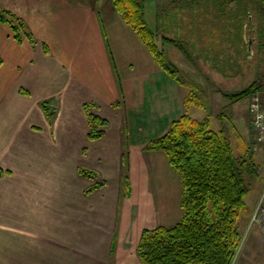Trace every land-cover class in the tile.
Here are the masks:
<instances>
[{"label": "crops", "instance_id": "0c3cea01", "mask_svg": "<svg viewBox=\"0 0 264 264\" xmlns=\"http://www.w3.org/2000/svg\"><path fill=\"white\" fill-rule=\"evenodd\" d=\"M164 1L170 5L157 10L156 33L171 30L167 22L177 0ZM101 7L98 0H0L6 18L24 24L17 42L11 27L0 23V264H142L137 243L159 212L155 208L151 214L143 205L151 191V171L141 170L138 161H161L162 154L144 150L151 141L134 144L137 126L127 112L140 113L137 107L146 106L139 103L141 95L149 92L147 121L156 130L158 117L183 112L178 106L184 101L185 107V100L177 94L185 87L155 66L120 16ZM185 29L178 35L192 42ZM162 47L171 48L169 60L181 76L199 78L202 73L180 49ZM42 105L55 112L52 121ZM85 106L108 123L98 140L87 137ZM238 140L242 153L251 151L257 168L247 179L245 209L238 219L240 238L248 234L238 264H247L252 256L264 257V236L255 226L248 230L264 193V147L255 144L250 127L248 136L238 134ZM126 156L131 194L120 218ZM94 186L97 190L88 192ZM161 200L160 205L167 204L168 197Z\"/></svg>", "mask_w": 264, "mask_h": 264}, {"label": "trees", "instance_id": "16d2710c", "mask_svg": "<svg viewBox=\"0 0 264 264\" xmlns=\"http://www.w3.org/2000/svg\"><path fill=\"white\" fill-rule=\"evenodd\" d=\"M109 3L158 67L178 85H186L177 69L158 48L156 35L146 26L143 1L109 0ZM172 9L175 12L168 17L167 24L173 32H166L170 38L163 37V43L176 46L189 60V54L196 59L202 58L204 64L213 65L216 71L218 60L222 57L225 62L219 61L220 70L224 74L230 70V61L224 48H231V0H218L212 4H176ZM0 23L8 24L14 39L20 42V28L24 26L21 20L6 18L0 10ZM185 28H189L192 42L178 35ZM217 31V42L220 36L218 48L216 43L210 42ZM171 33L177 35L176 38H171ZM210 44L215 48L207 51L205 48ZM110 57L117 74L111 54ZM261 88H264V83H254L230 99L243 100ZM190 101L191 98L186 101V111L170 124L166 133L145 148L146 152L161 153L169 167L180 175L181 218L171 228L159 226L151 231H142L136 248L142 264H232L241 243L238 219L245 209L244 200L248 193L246 178L256 175V165L252 154H248L250 150L236 156L230 141L211 130L208 119L199 121L192 118L189 115ZM42 107L47 118L52 121L50 111L45 105ZM85 113L88 139L94 141L102 138L104 132L101 129L107 127V121L90 113L88 106H85ZM82 173L89 178L95 177ZM125 186L126 196H129L130 184L127 179ZM97 188L94 186L88 192Z\"/></svg>", "mask_w": 264, "mask_h": 264}, {"label": "rangeland", "instance_id": "374dc122", "mask_svg": "<svg viewBox=\"0 0 264 264\" xmlns=\"http://www.w3.org/2000/svg\"><path fill=\"white\" fill-rule=\"evenodd\" d=\"M99 6L101 7V11H109L112 9L110 7V3L107 0H98ZM105 1V3H104ZM144 7V19L146 26L148 29L156 35V44L159 49L164 52L166 59L171 63L168 55V50L171 48L164 47L166 45L163 43L162 38L167 37L168 35L165 32L156 33V12L158 9H164V7H169V2L164 0H142ZM218 0H183V1H174L173 5L180 6L182 4H212L213 2ZM97 8L95 7V10ZM174 10V9H173ZM97 11V10H96ZM116 16L118 14H115ZM114 15V16H115ZM231 48L225 47L226 56H228V60L230 61V70H228L225 74L220 70L221 66L219 61H224L222 57L218 60V71L211 69L209 64H204L202 58L196 59V57L189 54L191 57L190 62L194 69H197L198 72L202 73L199 78H191L186 76L181 77L182 81L185 82L186 85H180L185 87V91L182 90L180 94H177L178 98L186 101L191 98L190 107H189V115L196 120H203L207 117L209 120L210 126L212 125L214 132L220 133L223 131L224 126L226 127V135L229 138L231 145L233 146L234 152L236 156L243 155L240 148V140H238V134H240L244 139L248 136L249 131V114H248V104L249 97H246L243 100H233L230 99L231 96H234L243 90H246L252 84H260L264 83V0H231ZM103 17V16H102ZM119 17V15L117 16ZM125 26V25H124ZM133 36V40H137L136 37L129 31ZM217 35H219L218 31L215 33L214 37L210 42L211 44H220V36L217 42ZM170 38V37H167ZM173 38V37H171ZM204 38V37H203ZM138 41V40H137ZM177 41V39H176ZM207 43L208 41L205 40ZM210 45L206 46L207 51L214 50L215 47ZM215 44V45H216ZM168 46H170L168 44ZM162 47V48H161ZM173 48V47H172ZM200 49V48H199ZM143 51L148 54V57L151 58V55L147 51V49L143 46ZM208 53V52H206ZM174 59V57H172ZM172 64V63H171ZM157 64L155 63V66ZM173 65V64H172ZM158 66V65H157ZM176 69L177 67L173 65ZM146 68V73H152L149 67ZM179 72V70L177 69ZM144 78L147 76H143ZM145 82V80H144ZM146 83V82H145ZM189 85L191 88H189ZM193 87V88H192ZM148 88V87H147ZM145 93L143 92L141 95V100L139 101L140 105L144 104L146 106L137 107L139 112L128 113L127 118L129 121H132L135 117L136 122V135L133 136L134 144L136 145H146L150 141L156 139L157 137L162 136L166 133L169 128V123L172 120H175L176 117H180L186 110L182 103L179 104V108L183 112H178L179 114H170L163 118V116L158 117V129L155 130L154 127H150L152 121H147V116L151 117L148 114L151 111L152 105L146 102H149V97H145ZM185 93V99H184ZM191 94V96H190ZM148 96V95H147ZM154 107H156V101L153 103ZM139 105V106H140ZM79 108V106H77ZM149 110V112H147ZM130 111H132L130 109ZM53 112V110H52ZM51 113V112H50ZM52 116L55 115L51 113ZM132 116V117H131ZM153 117V116H152ZM155 122V120L153 121ZM216 122V123H215ZM232 124L234 128L232 129ZM161 128V129H160ZM134 131V134H135ZM136 137V138H135ZM137 139V140H136ZM144 142H139L138 141ZM131 146V145H129ZM145 150V149H144ZM249 155L252 154L249 151ZM242 153V154H241ZM161 156V161L158 158L151 157V159H144L142 161H138V165L141 170L144 168L151 171L149 178V186L151 191L146 192L145 204L150 208L151 214L155 213V208L158 213L159 218H153L152 222H149L146 226L145 230H153V228H149L150 225H159L161 227L171 228L176 225L181 218V209H180V175L169 167L163 155ZM129 156H126L125 167L123 172V198L122 205L120 211L121 214L124 211L125 205L128 201V197L131 194V189L129 196H126V186L125 180L129 182V172L131 170V165L129 161ZM134 165V164H133ZM134 168V167H133ZM254 176H250L247 179H252ZM147 179V178H146ZM144 180V178H140V181ZM169 182V183H168ZM138 193L140 192V187H138ZM134 193V192H133ZM149 195V198H148ZM179 195V196H178ZM168 197L167 204H161L162 197ZM151 197V200H150ZM178 198V199H177ZM160 205V206H159ZM138 208V207H137ZM140 209V207H139ZM156 216V215H155ZM152 223V224H150ZM143 231V230H142ZM142 233V232H141ZM141 235V234H140ZM134 234L131 235V240L134 241ZM248 234L245 233L241 237V245L235 254V258L232 264H238L240 262L239 255L242 252V248L245 244L246 238ZM140 239V238H139ZM139 242V240H138ZM138 244V243H137ZM250 263L247 264H264V257L255 256L248 258Z\"/></svg>", "mask_w": 264, "mask_h": 264}, {"label": "built area", "instance_id": "2783aa9c", "mask_svg": "<svg viewBox=\"0 0 264 264\" xmlns=\"http://www.w3.org/2000/svg\"><path fill=\"white\" fill-rule=\"evenodd\" d=\"M247 111L255 144L264 147V88L257 90L249 97ZM253 226L257 227L264 236V193L253 209L248 230Z\"/></svg>", "mask_w": 264, "mask_h": 264}]
</instances>
